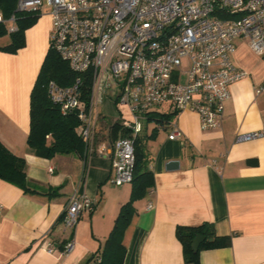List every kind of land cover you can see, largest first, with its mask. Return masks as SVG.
<instances>
[{"label":"crops","instance_id":"crops-1","mask_svg":"<svg viewBox=\"0 0 264 264\" xmlns=\"http://www.w3.org/2000/svg\"><path fill=\"white\" fill-rule=\"evenodd\" d=\"M50 31L43 9L25 32V47L16 54L0 52V141L25 159L27 177L41 193L26 194L0 180V264H96L120 208L130 199L131 184H113L108 159L84 149L82 157L42 158L27 147L30 94ZM230 60L248 76L229 87L221 129L202 131L198 116L188 111L173 113L168 124L152 129L155 135L146 148L155 185L134 204L123 237V264H186L176 228L204 223L212 224L218 236H231V245L201 251L199 264H264V137L235 142L239 134H264V92L255 94L264 84V55L237 39ZM102 112L97 137L106 136L124 109L107 100ZM170 123L181 130L180 140H168ZM170 161H178L179 169L167 171ZM82 175L83 192L95 205L81 214L73 231L64 230L56 222ZM49 191L55 195L44 194ZM70 239L74 248L64 256L62 248ZM51 245L54 252L48 254Z\"/></svg>","mask_w":264,"mask_h":264},{"label":"built area","instance_id":"built-area-1","mask_svg":"<svg viewBox=\"0 0 264 264\" xmlns=\"http://www.w3.org/2000/svg\"><path fill=\"white\" fill-rule=\"evenodd\" d=\"M48 10L49 46L78 76L72 85L47 86L51 103L62 115L75 114L76 129L90 155L110 161L112 182L130 184L135 166V142L156 107L172 113H195L202 131L219 130L229 87L248 76L230 60L237 39L264 55V0H19L18 11ZM0 24L8 34L18 27L14 16ZM187 66V70L182 68ZM84 79L89 80L83 89ZM264 92V84L255 94ZM112 101L123 108L119 125L129 136L97 137L102 107ZM169 141L183 137L169 124ZM262 132L239 134L235 142L263 138ZM84 176L71 194L60 225L73 231L94 201L83 192ZM152 203L147 208L152 209ZM73 239L62 248L69 255ZM48 254L54 247L46 248Z\"/></svg>","mask_w":264,"mask_h":264},{"label":"trees","instance_id":"trees-1","mask_svg":"<svg viewBox=\"0 0 264 264\" xmlns=\"http://www.w3.org/2000/svg\"><path fill=\"white\" fill-rule=\"evenodd\" d=\"M19 0H0V14L8 19L14 16L18 30L8 34L6 25L0 24V52L16 54L25 47V32L32 27L40 17V11H18ZM7 37L9 40H7ZM3 40L7 43L1 45ZM69 65L63 61L50 46L47 50L38 76L30 94V127L27 137L29 151L42 158H52L55 155L75 154L82 157L84 144L76 129L79 121L75 114L62 115L59 108L49 100L46 86L50 81L62 87H68L77 78ZM89 80L84 79L83 89H88ZM175 114V113H174ZM173 116L162 114L159 118L150 117L157 126L168 124ZM155 126L154 128L156 129ZM127 137L129 133L120 127L118 122L111 126V136ZM155 132L148 136L140 135L135 142V166L131 184L129 201L124 204L115 219L114 225L101 249L98 251L96 264H123L126 247L123 237L131 218L135 214V202L142 200L149 190L153 189L155 179L149 169V157L146 142L154 138ZM0 180L8 182L30 195L41 194L27 177V163L24 158L14 155L0 141ZM55 195V191L44 193ZM61 216L56 224L62 220ZM204 237L198 251L192 250V241L197 236ZM176 237L182 245L183 258L186 264H199L201 251L227 248L231 245V236H218L212 224L199 226H178ZM94 257H91L93 260Z\"/></svg>","mask_w":264,"mask_h":264},{"label":"rangeland","instance_id":"rangeland-1","mask_svg":"<svg viewBox=\"0 0 264 264\" xmlns=\"http://www.w3.org/2000/svg\"><path fill=\"white\" fill-rule=\"evenodd\" d=\"M44 10L46 9L45 7L43 8ZM7 40H9V38L7 37ZM187 66H184L182 68V71L187 70ZM152 113L151 117L153 118H159L161 117L162 114H171V111L169 110V108L165 107V106H160V107H156ZM107 120V119H106ZM157 126L155 121H143V132L141 133V135H145L148 134L150 132H152V129ZM160 131V130H158ZM165 131H162L161 133H163Z\"/></svg>","mask_w":264,"mask_h":264},{"label":"water","instance_id":"water-1","mask_svg":"<svg viewBox=\"0 0 264 264\" xmlns=\"http://www.w3.org/2000/svg\"><path fill=\"white\" fill-rule=\"evenodd\" d=\"M166 170L167 171H175V170H178L179 169V162L178 161H170L166 164L165 166ZM204 241V237L201 236V235H197L193 241H192V250L194 252H197L198 251V248L200 246V244Z\"/></svg>","mask_w":264,"mask_h":264}]
</instances>
